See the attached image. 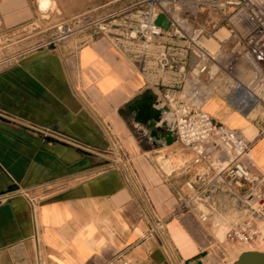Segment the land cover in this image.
Returning a JSON list of instances; mask_svg holds the SVG:
<instances>
[{"label": "crops", "instance_id": "crops-1", "mask_svg": "<svg viewBox=\"0 0 264 264\" xmlns=\"http://www.w3.org/2000/svg\"><path fill=\"white\" fill-rule=\"evenodd\" d=\"M191 3V11L201 4ZM213 14L221 19L210 9L198 23L210 28ZM32 16L31 0H0L4 28ZM217 75L219 88L205 96L189 91L190 99L252 140L253 171L264 174V137H257L264 105L242 97L223 70ZM156 76L92 34L0 65V264H104L118 253L141 264H220L230 255L223 237L240 214L233 198L215 196L216 212L200 221L195 211L180 209L175 173L169 182L142 148L160 144L144 136L128 105L147 91L156 97ZM163 78L161 89L172 80ZM191 79L204 88L196 74Z\"/></svg>", "mask_w": 264, "mask_h": 264}, {"label": "built area", "instance_id": "built-area-1", "mask_svg": "<svg viewBox=\"0 0 264 264\" xmlns=\"http://www.w3.org/2000/svg\"><path fill=\"white\" fill-rule=\"evenodd\" d=\"M209 6L221 19L211 16L207 28L198 23L200 11L193 13L186 7V0H131L118 12L103 17L92 19L87 14H78L59 21L55 25L58 36L48 44L75 34L101 35L137 62L141 70L149 69L150 63L156 67L157 103L167 106L172 115L173 143L189 154L181 165L185 178L175 190L180 209L195 211L204 222L216 212L215 196L224 194L233 198L235 210L240 214L227 224L223 239L251 246L264 240V174L253 171L252 140L215 120L200 105L184 99L180 87L189 73L188 58L189 69H197L198 74L206 72L209 79L223 70L236 79L232 87L242 97L255 94L257 103L264 105V0H213ZM161 13L170 20L166 30L155 23ZM119 14L117 21L115 16ZM221 27L229 36L218 39L217 49L210 50L202 41L214 37ZM170 39L184 43L172 44ZM135 46L138 48L133 50ZM241 60L251 66L252 75L247 82L236 78ZM211 65L217 68L213 74ZM173 69L177 72H173L171 85L161 89L163 71ZM257 137H264V124ZM173 172L165 174L169 182ZM162 223L157 219L156 228ZM104 264L141 263L118 253Z\"/></svg>", "mask_w": 264, "mask_h": 264}, {"label": "rangeland", "instance_id": "rangeland-1", "mask_svg": "<svg viewBox=\"0 0 264 264\" xmlns=\"http://www.w3.org/2000/svg\"><path fill=\"white\" fill-rule=\"evenodd\" d=\"M42 7H45L46 3L50 2V6L48 8H44V10L38 9L37 0H31V7L33 10V16L28 23L24 25H18L6 29L0 23V65L11 63L14 60L20 59L24 56L32 54L36 51H39L46 47H51L53 43L48 44L49 41L54 40L58 33L56 32L55 25L58 24L59 21L70 18L72 16L78 14H87L90 18L95 19L98 17H103L108 14H113L118 12L124 5H126L131 0H38ZM111 1V4L101 7L95 8L94 11H86L90 8H94V6L98 4H102L104 2ZM194 0H186V7L191 6ZM200 1L198 11V19L201 15L206 16L210 12L209 3L213 0H197ZM109 8V9H107ZM214 11V10H213ZM105 12V13H102ZM214 15V14H213ZM121 14L116 15L117 21H119ZM113 18V17H112ZM110 18V19H112ZM155 23L160 26L163 30H166L170 27V20L163 14H159L155 19ZM77 34H75L76 36ZM74 36V35H73ZM136 47V46H135ZM133 48L136 50L138 47ZM218 47V44H217ZM214 48L215 49H217ZM213 50V51H214ZM133 56V55H131ZM212 66V65H211ZM153 65L150 63L149 72L155 73L153 69ZM193 68V67H192ZM189 73H186V82L183 90L184 99L193 102L195 99H190L191 94L194 91H199L200 94L205 96L206 89H217L220 87L218 75H215L212 79H209L208 74L206 72L200 73L196 75V80L199 81L200 84L203 85L204 88L199 87V84H194L191 76L194 72L193 69H189L186 67ZM193 70V71H192ZM176 69L163 71L162 75L172 77ZM238 78L242 81L247 79L241 78L237 75ZM250 77V76H249ZM191 80V82H190ZM183 84H181L180 89H182ZM190 91V92H189ZM198 100L196 99V102ZM136 140L140 143L143 142L142 137H139L138 134L133 133ZM139 143V144H140ZM144 150H150L148 152V158L152 162L154 169L157 172L168 173L174 170L175 180L177 185L182 184L185 175L181 173V165L185 159L189 158V155L186 154L185 150L178 143H173L168 147L163 145H155L153 146H143ZM115 156V154H112ZM161 160V161H160ZM114 160L110 163V165H114ZM168 165V166H167ZM168 169H167V168ZM165 168V169H164ZM201 207V206H200ZM220 238L223 236V229H220L219 233ZM249 247V248H248ZM260 250L264 251V240L257 242L251 246H244L239 244H229L228 251L230 255L225 259L224 262L220 264H224L225 262H231V260L235 259L238 255L239 251L243 250Z\"/></svg>", "mask_w": 264, "mask_h": 264}, {"label": "water", "instance_id": "water-1", "mask_svg": "<svg viewBox=\"0 0 264 264\" xmlns=\"http://www.w3.org/2000/svg\"><path fill=\"white\" fill-rule=\"evenodd\" d=\"M128 110L133 113L135 123L144 126L145 137L152 138L154 143L171 145L174 142V125L169 108L165 105H157L156 97L150 91L133 100L128 105ZM169 114L170 119L164 120L162 116ZM228 264H264V251L243 250L237 258Z\"/></svg>", "mask_w": 264, "mask_h": 264}, {"label": "bare ground", "instance_id": "bare-ground-1", "mask_svg": "<svg viewBox=\"0 0 264 264\" xmlns=\"http://www.w3.org/2000/svg\"><path fill=\"white\" fill-rule=\"evenodd\" d=\"M49 1V0H48ZM39 4V9L40 10H44V8H46L48 5H49V2L46 3L45 7H42L41 4L38 2ZM196 12V9L193 11V13ZM228 31L224 28V27H221L219 28L218 30H216V32L214 33V37H211L209 39H206V40H203L202 43L208 47L210 50H214V48L217 47V44H218V39H227L228 38ZM247 63L248 61H245V60H241L238 64V68L241 69V74L244 75V76H249L251 77L252 75V70H251V66L250 64L248 63V65L250 66V69H248L249 66H247ZM194 72L192 73L193 75H197L198 74V70L197 69H193ZM250 77L244 81V82H247L249 81ZM249 98L253 99L256 101V96L255 94L253 95H250ZM257 102V101H256ZM161 161V160H160ZM168 166V165H167ZM167 168V167H166ZM165 169V168H164ZM168 169V168H167ZM220 236V235H219ZM222 238V237H221ZM239 255V254H238ZM237 258V257H236ZM235 258V259H236ZM235 259H233L232 261H234ZM231 261V262H232ZM229 262V263H231Z\"/></svg>", "mask_w": 264, "mask_h": 264}]
</instances>
